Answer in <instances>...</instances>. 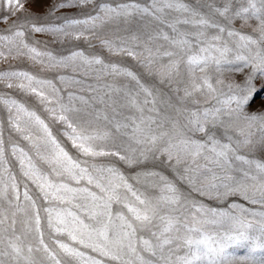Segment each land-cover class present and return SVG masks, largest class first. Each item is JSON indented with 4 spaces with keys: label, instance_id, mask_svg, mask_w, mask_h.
Here are the masks:
<instances>
[{
    "label": "rangeland",
    "instance_id": "1",
    "mask_svg": "<svg viewBox=\"0 0 264 264\" xmlns=\"http://www.w3.org/2000/svg\"><path fill=\"white\" fill-rule=\"evenodd\" d=\"M61 2L62 0H35L26 3L25 10L12 16L8 24L0 23V146L4 148L3 160L0 162V253H3L0 254V264H54L48 252L60 259L62 264H86L85 260L66 253L59 247V243L84 252L85 257L99 259L102 264H122L120 260H114L111 256H101L99 252L80 245L78 240L71 239L67 230L60 232L55 230L58 226L63 227L57 219V213L69 222L72 217L68 213H72L85 224L95 225L96 221L89 218L92 200L88 192L100 196L101 191L95 183H88L87 176L77 180L70 178L65 171L69 165L60 155L59 149L50 143L48 133H51V138L55 139L59 147L67 152L73 161L87 160V164L81 163V167H89L90 172L93 171L90 167L92 165H96L97 168H116L134 190L143 194L142 198H149L154 203L160 202V207L165 209L161 212L162 215H166L167 210L175 208L176 205L169 206L164 201L165 197L172 194L166 190L160 177L171 183L178 193L187 198L191 215H195L194 209H191L192 202L197 206L203 204L205 207L230 211L234 214H238V209L241 207L247 209L248 214L264 212V203L260 202L258 191L257 202L252 203L239 194L226 199H215L193 190L194 186L200 188L217 183L225 174L224 170L214 162V154L207 151L195 159L188 157L179 165L176 164L175 159L169 161L167 154L160 152L149 153L141 158L140 164L132 166L126 165L116 156L85 157L64 134L66 126L54 118L49 111L53 104L42 103L40 97L28 87L29 81L25 76L12 75V73H23L32 81H50L51 84L42 89L35 83L31 86L37 87L38 91L43 90L50 100L54 99L52 88L57 89L55 95L60 98V102L81 109V115L98 114L99 119L93 121V127L102 133L107 132L108 138L97 142L110 147L116 145L135 148L138 150L137 155L145 145L137 144L131 137L133 121H139L141 109L144 117L162 125L159 129L156 124L152 125L157 133L170 131L173 125L178 130H185L182 126L192 118V112L203 113L204 109H209L215 115L210 116L205 124L206 132H189L188 135L191 139L208 145L209 148L210 137L220 143L233 146L240 142L241 146L235 155L243 156L252 163L235 160L233 156L230 160L232 169L228 170V175L241 179L242 172L237 171L240 169L249 171L250 175H257L259 179L256 164H264V125L257 120L251 122L249 127L243 117L264 116V89H261L264 76L257 74L255 77L253 81L257 88L255 100L244 109L243 114L235 111L236 104L230 99L237 93V89L229 88V84H242L252 71L251 64L246 66L245 61L237 59L238 56H243L253 63L256 62L257 54L264 56V40L261 39L257 28L258 20L253 17L245 23L235 16L241 8L249 7L248 0H168L173 4H185L198 15L193 17L192 12L185 13L165 7L163 12L155 15L151 12L148 14L133 12L127 16L108 18H105L102 5L116 8L122 4H132L151 9L153 0H91L90 3L85 4L77 3V0H67L65 7L52 12L51 9ZM156 6L164 7L163 3H158ZM225 8H228V12L222 15ZM0 14H7L6 7H0ZM244 15L251 16V13ZM201 17L219 24L225 29L224 32L213 27L197 28L193 25L178 24L176 25L178 32L204 31L208 38L204 43L199 41L190 43L187 51L181 52L172 43L176 34L168 25L176 20H193ZM92 18H96L95 22ZM85 20L89 21L88 25L67 23V21ZM13 21L24 25L19 29L25 33L22 38L14 36V32L18 30L16 27H9ZM33 24L44 26L45 31L33 32L31 30ZM55 29L61 31L57 32ZM229 31L234 35L229 36ZM65 32L68 34L65 35ZM239 35L249 36L257 43L241 41ZM165 36L168 39H165ZM213 36H218L219 39L212 41L210 38ZM21 39L28 46L27 48L21 47ZM102 40L112 42L114 47H127L140 55L129 56L124 52L110 51L108 46L101 43ZM201 48H210L211 55L221 61L220 65L217 66L210 60L207 66L201 63L190 68L187 63L189 56L208 55L201 52ZM224 48L228 51L223 52ZM29 49H35L40 55L36 56ZM146 49H151V68L146 64L149 58ZM165 52H172L175 55L168 57L164 55ZM75 53H81L82 56L74 55ZM94 60H100L102 63L90 62ZM112 65L132 72L151 94L141 91L135 81L123 72L119 74L112 72ZM237 67L241 69L239 72L235 71ZM201 68L204 71H201ZM205 77L215 91H210L204 84ZM193 82L201 88L193 90ZM129 90L134 96H138V104L135 107L129 105L126 97ZM186 92H190L191 95H186ZM11 101L22 105L25 110L19 113L18 123L22 131H18L16 124L10 119L17 114V109L11 105ZM29 112L34 113L44 122L48 133L34 118L27 115ZM117 124L121 127L117 128ZM136 136L142 138V133H136ZM246 139L249 141L248 144L243 143ZM21 150L25 153L24 170L20 164ZM112 150L116 149L112 148ZM205 155L209 156V159L206 160ZM29 160L39 170L38 174L44 177L39 183L45 184L47 198L38 187V182L31 176L24 175ZM100 178L105 184L111 180L112 184L118 187V195L126 197L128 201H134V197L122 187L118 179L111 178L106 172ZM247 183L252 185L256 182L248 180ZM13 184L15 187L12 186ZM49 184L56 187L49 188L47 187ZM60 184L66 185L67 188L87 189V191L68 192L59 189ZM26 191L30 197L28 200L24 195ZM107 195L109 194L105 193V197ZM230 205L235 207L230 208ZM46 209L53 210L51 226L48 223L49 213L45 211ZM110 211L113 214L121 212L129 219L134 218L124 206V202L117 203L114 200L110 205ZM37 213L40 217L39 232L36 231L35 223ZM247 218L253 222L260 219L259 216L251 215ZM114 224L119 225V221L114 220ZM216 230L211 225L205 228L209 233ZM141 234L145 239L150 238L146 232ZM41 236L48 245V252L39 245ZM16 237L20 239L17 240ZM10 241L21 249L19 254L12 250ZM29 247L33 249L32 252L28 251ZM172 247L175 248V245ZM138 248H143V245L139 244ZM186 252V248L178 251L172 259L175 260L177 255L184 256ZM228 253L230 260L233 257L237 258L232 260V264H244L238 259L240 256L251 254L259 258L264 255L260 249L250 250L246 246L238 245L231 246ZM167 254L168 246L165 247V255ZM141 255L146 260L159 258V253L157 257H152L147 251L141 252Z\"/></svg>",
    "mask_w": 264,
    "mask_h": 264
},
{
    "label": "snow or ice",
    "instance_id": "2",
    "mask_svg": "<svg viewBox=\"0 0 264 264\" xmlns=\"http://www.w3.org/2000/svg\"><path fill=\"white\" fill-rule=\"evenodd\" d=\"M35 2V0H0V7H6L7 14H0V23L8 24L10 18L19 12L25 10L26 3ZM91 0H77V3L85 4L90 3ZM158 3H163L164 7H157ZM67 5V0H62V2L51 9L55 12L61 7ZM249 7L241 8L240 11L235 13L236 17L241 18L245 23L251 18L258 20L257 28L260 32L261 39L264 40V0H248ZM259 5V7L257 6ZM105 12V18L108 17H118L127 16L133 12H141L155 15L167 9L181 10L185 13L192 12L193 17L198 14L190 9L187 5L183 3L168 2V0H153L152 8H140L138 5L132 4H122L118 5L116 8H109L107 6H101ZM228 12V8L223 10L222 15ZM251 13V16H245L244 14ZM95 22L96 18H92ZM69 24L82 23L88 25L89 21H67ZM193 25L197 28H207L213 27L219 29L220 32H224V28L215 22H210L208 19L203 17L193 20H176L173 24L168 25L172 31L176 34V38L172 40L181 52H186L190 43L194 41H199L200 43L206 42L208 38L204 31H196L194 33L189 32H178L176 25ZM9 27H16L18 30L14 32L16 38H22L24 32L22 29L24 25L18 24L17 21H13ZM31 30L35 33H42L45 31L44 26H37L33 24ZM87 30V29H85ZM59 32L61 29H55ZM65 35L68 33L65 32ZM229 36H233L232 31L228 32ZM136 39V37H132ZM151 39V38H150ZM165 39H168L165 36ZM212 41L218 40V36H213L210 38ZM241 41L247 43L256 44L257 41L251 39L249 36L239 35ZM102 44L109 47L110 51L124 52L129 56H139V53L132 51L127 47H114L112 42L107 40H102ZM21 47L27 48L28 46L24 44L23 40H20ZM246 46V44L244 45ZM149 52V58L146 64L151 68V49H146ZM31 53H35L39 56V53L35 52V49H29ZM201 52L208 53V55L202 57L189 56L187 63L191 67L198 66L203 63L207 66L208 61H213L217 66L220 65L221 61L216 59L211 55L210 48H201ZM216 51H221L216 49ZM228 51L227 48L223 49V52ZM223 54V53H222ZM74 55L82 56L81 53H75ZM165 56L172 57L175 55L172 52H165ZM238 60L245 61V65L251 64L252 71L248 74L244 81L237 83L235 85L229 84V88L235 87L237 93L230 97L231 101L236 104L235 111L237 113L243 114L244 109L251 105L255 100L257 93L256 85L253 83L257 74L264 76V56L257 54L256 62L253 63L251 60L243 56H238ZM92 63L100 64V60L90 61ZM176 62L174 61V64ZM111 70L114 73L123 72L126 76L131 77L135 81L136 86L143 92L151 94L149 90L144 87L139 79L130 71L122 70L115 65L111 66ZM204 71L203 68L200 69ZM241 69L237 67L235 71L239 72ZM13 76H25L28 79L30 90L37 94L42 103H52L53 107L49 109L54 118H56L60 123L66 126L65 135L72 141L73 146L77 148L85 157H101V156H116L120 161L124 162L126 165H138L141 162V158L146 157L149 153L160 152L167 154L169 161L175 159L176 164L179 165L182 161L186 160L188 157L193 159L204 154L206 151L214 154V162L218 167L224 170L225 174L219 179V182L212 183L207 186H201L200 188L193 187L194 191L200 192L201 195L207 194L215 199H226L233 195H241L246 200H251L252 203H256V192H259L260 202L264 203V164H256V168L259 170V179L257 175H250L249 171H244L238 169L237 171L242 172L241 179H235L228 175V170L232 169V164L230 160L235 156V160H241L245 163H252L251 161L245 160L243 156L235 155L239 150L240 142H237L235 146L220 143L215 138L210 137L211 147L208 145L199 143L196 140L191 139L188 135L189 132H206L205 124L209 121L210 116H214L215 113L211 112L209 109H204L203 113L192 112L191 119L183 127L185 130H178L175 125L170 131H159L158 133L153 129L152 125L156 124L157 129L162 127L161 124L157 123L155 120L144 117L143 109H141V117L139 121H133V136L131 137L137 144H144L145 147L139 150V155H137V149L135 148H123L121 146H109L104 143H98L97 141H104L108 138L107 132H100L98 129L93 127V121L99 119L98 114L92 116L91 113H86L81 115V109L73 108L71 105H64L60 102V98L55 95L58 91L52 88L53 100L49 99V96L45 94L43 90L37 89V87H32L31 85L35 83L44 88L46 85H50V81H32L30 77L23 73H12ZM203 82L207 85L210 91H215L212 85L208 82V79L203 78ZM222 83V81H218ZM200 85L193 82V90H199ZM261 89H264V81H261ZM120 91V89H116ZM186 95H191L190 92H186ZM130 106H137L138 96H134L133 92L129 90L126 93ZM12 106L17 109V114L14 117H10L13 123L16 124L17 130L22 131L19 126L20 116L19 113L25 111L22 105H17L15 101L10 102ZM145 103L147 101L145 100ZM30 118H34L38 124H40L46 133H48L47 126L44 122L40 120L38 116L34 113H27ZM245 121L248 122V126H251V122L259 120L262 125H264V116L257 115H247L243 117ZM107 119V117H105ZM121 125L117 124V128ZM136 133H142V138H137ZM49 141L51 144L55 145L59 149L60 155L64 158L65 162L69 165L65 171L69 174L70 178L73 180L83 179L87 176L88 183H95L96 187L100 189L101 194L97 196L96 193L88 192V196L92 200V208L89 209V218L96 221L95 225L85 224L78 216H74L72 213H68L72 217L71 222L61 218L60 213H57V219L63 227H56V231L67 230L68 234L71 236L72 240H78L80 245L85 248H91L95 252H99L101 256H111L114 260L122 261V264H232V260L237 259L233 257L232 260L229 259L228 249L233 245L246 246L250 250L260 249L264 252V212L260 213H247V209L243 207L238 209V214H234L230 211H220L215 208L205 207L203 204L195 205L194 202L191 203V209H194L195 215L190 214L189 201L187 198L183 197L182 194L178 193L175 187L165 181L163 177L160 180L165 184L166 190L172 195L164 198V201L170 205H176L175 208H169L166 215H162L161 212L165 211L160 207V202H153L149 198H142L143 194L138 193L133 189L132 185L128 184L122 174L114 167H99L96 165L90 166L93 170L90 172L89 167H81V163L87 164V160L78 162L73 161L71 157L68 156L62 148L59 147L55 139L51 138V133H48ZM243 143L248 144L249 141L246 139ZM115 148L116 150H112ZM15 152V150H14ZM230 153L232 155H230ZM4 148L0 146V162L3 160ZM20 164L22 170L25 168V153L21 150ZM204 158L207 160L209 156L205 155ZM35 165L28 161L27 170L24 171L25 176H31L35 181L38 182V187H40L41 192L48 197V192L45 191V184H40L39 181L43 180L44 177L38 174ZM107 173L111 178L118 179L121 182L123 188L127 189L134 197V201H128L126 197L118 195V187L112 184L109 180L108 183H104L100 176L103 173ZM78 173V175L76 174ZM98 173L100 175H96ZM191 180V177H189ZM215 180L216 177L214 176ZM248 180L256 182L252 185L247 183ZM15 187V184L12 185ZM47 187H56L55 185H47ZM59 189H65L68 192L74 191H87V189H71L67 188L66 185L60 184ZM251 189V192H250ZM105 193H108L105 197ZM25 199L28 200L27 191L25 192ZM117 203L124 202V206L127 208L128 212L132 214L133 219L126 218L121 212H116L115 214L110 211V205L113 201ZM34 203V202H33ZM230 208L235 207V205H230ZM98 209V211H96ZM49 213V225L53 224L51 217L52 209H46ZM248 215L252 217L259 216L260 219L253 222L247 218ZM107 217V219H105ZM199 217V218H198ZM114 220L119 221V225L114 224ZM14 223V221H13ZM36 231H40V217L37 213L35 218ZM214 226L217 230L214 232L205 231L206 226ZM148 233L149 239H145L141 233ZM111 233V235H110ZM17 240L20 237H16ZM142 244L143 248H138V245ZM39 245L48 252V245L45 243L44 239H39ZM175 245V248L172 246ZM10 246L12 250L19 254L21 249L15 244L11 243ZM168 246V254L165 255V247ZM59 247L63 249L66 253H70L74 257H78L86 261V264H102V261L95 259L91 256L85 257V253L78 251L75 248H71L64 243H59ZM187 249L184 256H176L175 260L172 259L178 251H183ZM29 252L33 249L29 247ZM147 251L152 257H157L159 253V258L156 260L144 259L141 252ZM3 254V253H0ZM54 264H62L60 259H57L51 252H48ZM127 257V259H125ZM238 259L244 264H264V255L257 258L254 255L240 256Z\"/></svg>",
    "mask_w": 264,
    "mask_h": 264
}]
</instances>
